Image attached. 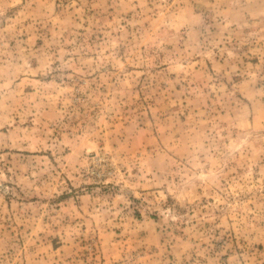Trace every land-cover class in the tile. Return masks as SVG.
Instances as JSON below:
<instances>
[{"label": "rangeland", "instance_id": "obj_1", "mask_svg": "<svg viewBox=\"0 0 264 264\" xmlns=\"http://www.w3.org/2000/svg\"><path fill=\"white\" fill-rule=\"evenodd\" d=\"M0 264H264V0H0Z\"/></svg>", "mask_w": 264, "mask_h": 264}]
</instances>
